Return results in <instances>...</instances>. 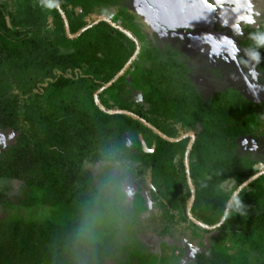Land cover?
Instances as JSON below:
<instances>
[{
	"label": "trees",
	"instance_id": "16d2710c",
	"mask_svg": "<svg viewBox=\"0 0 264 264\" xmlns=\"http://www.w3.org/2000/svg\"><path fill=\"white\" fill-rule=\"evenodd\" d=\"M133 1L63 0L62 12L46 13L37 0H0V132L16 133L0 150V208L15 211L0 219V264H106L115 255L130 257L119 258L120 264H145L138 236L181 235L189 228L216 234L210 247L200 243L208 257L197 264H264V147L241 149V142L254 139L264 99L231 87L205 102L178 52L164 59L153 44L142 49L146 40L137 38L141 20L130 11ZM61 14L71 35L91 27L70 39ZM100 17L120 28L105 21L93 25ZM137 46L129 67L135 64L134 86L123 84L126 71L116 81L121 85L115 82L99 94L101 110L93 95L123 69ZM142 64L144 72L137 74ZM136 91L141 102L132 100ZM115 109L133 113L173 139L195 134L187 157L195 190L190 214L199 223L218 222L226 195L263 173L240 193L247 214L215 230L193 224L186 210L189 139L149 143L152 130L125 114L106 113ZM140 138L153 152L143 150ZM97 164L101 171L93 175L90 169ZM109 176L119 199L101 206V186ZM127 180L140 183L148 200L138 194L129 205L119 204ZM13 182L24 187L17 203L7 200ZM227 183L232 185L224 190ZM21 208L49 209L50 215L24 217ZM88 217L95 222L81 232Z\"/></svg>",
	"mask_w": 264,
	"mask_h": 264
},
{
	"label": "rangeland",
	"instance_id": "374dc122",
	"mask_svg": "<svg viewBox=\"0 0 264 264\" xmlns=\"http://www.w3.org/2000/svg\"><path fill=\"white\" fill-rule=\"evenodd\" d=\"M130 11L133 12L136 15V17L141 20L139 26L137 27L138 28L137 38L144 41L146 40L145 42L146 47L144 46L142 49L145 48L149 49L147 45L153 44V46L159 48L161 52L160 56H162V58L164 59H166L167 57L166 55L171 57L173 55V52L176 53L178 52L177 54H179L180 60L186 62L188 70L190 71V74L188 76L190 78V81L196 87V89L198 90L199 94L201 95V97L205 102L209 98H211L216 92H219L220 90L225 88L230 90L231 87L242 89V91H245L246 95L249 98H253L254 100L257 98L251 95V93L247 90L246 86L243 84L242 81L239 80L234 81L233 79H231V74L236 72L234 65L224 64L223 62H218L213 64L206 59V54H201L200 52L201 46L197 40V37L207 33H211L217 36L225 35V34L230 35V33H228L226 29H224L223 32H219L215 30L214 28L215 19L219 23L217 19L218 13L209 14V16L206 17L205 19H200L199 11L196 7V0H134L132 5H130ZM98 20L99 18L96 21ZM100 22H104V21H100ZM218 25L220 26V24ZM113 28H120V27L113 26ZM140 31L142 32L139 33ZM162 58L159 59L161 60ZM130 61L131 59L129 60V62L126 63L123 69L126 68V66L128 65V63H130ZM132 65L133 67L129 68L130 67L129 66L126 70L127 72L125 71L126 74L125 73H124L125 75L123 74L125 79L123 84L132 83L131 72L132 69L135 68V64L133 63ZM144 68H145L144 64L139 65V67L137 68V74L143 73ZM219 72L224 75L223 78L218 77L219 75L217 73ZM118 74L114 78H116ZM119 84L121 85L122 82H120ZM132 86H134V84ZM98 90L93 95V98L98 93ZM113 90H117V86L114 87ZM131 97L133 98V96ZM261 98L264 99V92H261L259 94L258 99ZM102 102L106 104L104 99H102ZM101 110L104 111L103 107ZM111 112H120L122 114L127 113L125 111H118L116 109L106 111L107 114L114 115V114H110ZM130 114L134 115L133 113ZM260 116H261V121L257 123L254 129L252 130V136L254 137V139L252 138L248 139L247 144H245L244 141L241 142L243 146V148L241 149L246 152L252 151L253 144H257L259 148L264 147V109L262 111V115ZM132 119L139 121L145 127L150 129L146 125L147 123L143 119L140 118L138 119L132 118ZM148 125L152 126L150 124ZM153 129L156 130V128L154 127ZM152 132L155 135H157V138L155 135L151 134L150 137L148 138V142L158 143V141L162 138L159 137V135L155 133V131L152 130ZM167 138L173 139L171 137H167ZM188 145L189 142L187 144V147ZM257 149L258 148H256V150ZM252 153L255 155L254 152ZM260 157L264 158V154L260 155ZM90 170L92 171L91 173L93 175H97L101 171V165L97 164L95 167H92ZM231 185L232 183L229 184L227 183L226 185H224L223 189L224 190L229 189ZM121 189L122 191L120 192L124 195L123 202L119 203L121 205H129L133 201L134 199L133 197H135L138 194L144 195V197L146 196L144 192L145 188L140 183L137 184L136 182L131 183L127 180L124 183H122L120 190ZM23 190H24L23 184H20L19 182H13L8 192L7 200H9L12 203H17L19 199L23 198V194H24ZM145 200H148V198L145 197ZM20 210H21L20 213H22V216L24 217H33L36 219H41L45 216L50 215L49 209L46 210L38 209L35 210L34 212L27 210L22 211L23 210L22 208ZM14 212H15L14 210H8L1 207L0 219L4 216H9ZM215 236H216L215 233L210 236H205L204 234H201L200 232L196 233V231L194 232L192 228H189L188 230H183L181 232V235L178 234L177 232H174L170 235L163 237H159V235L155 233L147 232L146 234H142L141 236H138L137 243L140 245L141 250L144 252L143 261L145 264H197L198 260H200L201 258L207 259L208 257L206 256L205 250L202 249L200 243L204 244L203 247L208 248L210 247V245H212V241L213 238H215ZM222 239L224 240V243L230 242L229 238L226 236H223ZM121 241L124 242L123 238L121 239ZM189 244H191L194 247H199L200 249V251L196 254L194 259L190 258L189 256V251H190ZM119 258L126 260L130 257L128 256L120 257V255H115L112 256L110 259H108L106 264H120L119 262L121 260ZM132 260L134 259L132 258Z\"/></svg>",
	"mask_w": 264,
	"mask_h": 264
},
{
	"label": "clouds",
	"instance_id": "9594fccd",
	"mask_svg": "<svg viewBox=\"0 0 264 264\" xmlns=\"http://www.w3.org/2000/svg\"><path fill=\"white\" fill-rule=\"evenodd\" d=\"M37 6L41 11H63V0H37ZM199 18L205 19L209 14L218 13V21L222 29H226L230 35L203 34L197 37L201 54H206V59L215 64L234 65L236 72L231 74V79L242 81L253 97H259L264 92V0H196ZM105 11L111 15L110 10ZM187 26V25H185ZM245 42L240 46V42ZM16 133L8 131L0 132V149H6L10 141L14 140ZM247 144V141H244ZM258 148L253 144L252 150ZM149 151H153L150 149ZM152 191H157L155 184L150 183ZM205 187L201 181L200 188ZM243 185H236L227 195L224 206L218 217V222L211 227L218 229L234 216L247 214V206L241 198ZM122 191V189L120 190ZM119 199V192L115 187L114 178L109 176L101 186V206L111 204ZM95 217H88L81 228L86 232L95 222ZM208 227V225H205ZM189 256L195 258L200 251L199 247L189 244Z\"/></svg>",
	"mask_w": 264,
	"mask_h": 264
},
{
	"label": "water",
	"instance_id": "95a60500",
	"mask_svg": "<svg viewBox=\"0 0 264 264\" xmlns=\"http://www.w3.org/2000/svg\"><path fill=\"white\" fill-rule=\"evenodd\" d=\"M61 15H62V18H63V21H64L65 32H66L67 36H68L70 39H75V38L79 37L84 31H86L87 29H89V28L91 27V26L86 27V28H84V29H81V30H80L79 32H77L76 34L71 35L70 32H69V24H68V21H67L66 17H65L63 14H61ZM100 21L108 22L110 25L116 27L115 25L111 24L109 21H107V20H106L105 18H103V17H102V18H99L98 21L94 22L93 25L98 24ZM121 31H122V30H121ZM138 52H139V48H138V46H137V50H136L135 54L133 55V57L131 58L130 63H128V65L126 66V68H124V69L118 74V76H117L116 78H114L113 81H111L110 83H108L107 85H105L104 87H102L101 90H98V93L94 96V99H95V103H96V105H97L99 108L102 109V107H101V105H100V102H99V100H98V95H99L102 91L108 89L112 84H114V83L118 80V78H120V77L125 73V71L127 70V68H128V67L131 65V63L136 59V57H137V55H138ZM132 96H133V98H132L133 101H135V102H139V101L141 102V101H142V95H141L140 92L136 91V92L133 93ZM110 114H122V113H120V112H111ZM123 114H125V115H127V116H130V117H132V118H136V119H138L137 116H134V115H132V114H130V113H123ZM146 125H147L150 129H152L153 131H155V133H157V134L159 135V137H161L162 139H164L165 141H167V142H169V143H177V142H180V141H182V140H184V139H187V138L189 139V145H188V147H187V149H186L185 156H184V157H185V166H186L187 182H188L189 189H190V191H191L190 201H189V203H188V205H187V208H186V210H187V214H188V217L191 219V222H192L193 224H195V225H197V226H199V227H202V228H204V229H206V230H215V228H213V227H209V226L206 227L204 224L197 222L195 219H193V218L191 217V214H190V210H191V208H192V206H193V204H194V201H195V197H194V196H195V190H194V187H193V185H192L191 179H190V177H189V167H188V157H187V156H188V154H189V152H190V150H191V148H192V146H193V144H194V141H195V134H194L193 132H189V133H187V134L182 135V136H181L180 138H178V139H169V138L165 137L164 135H162L161 133H159L158 131L154 130L152 126H149L148 124H146ZM140 139H141V143H142L143 150H144L145 152H153V151H149V149H147L146 144L144 143L143 139H142V138H140ZM152 150H154V149H152ZM262 174H263V173H258V174H256L254 177H252L251 179H249L247 182H245L244 184H242V185H243V189H244L245 187H247L251 182H253L254 180H256L258 177H260Z\"/></svg>",
	"mask_w": 264,
	"mask_h": 264
}]
</instances>
